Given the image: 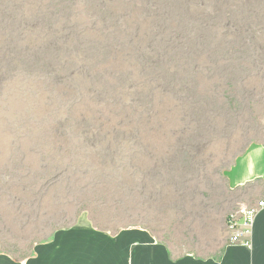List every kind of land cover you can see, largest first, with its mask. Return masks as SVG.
<instances>
[{
    "label": "rangeland",
    "instance_id": "374dc122",
    "mask_svg": "<svg viewBox=\"0 0 264 264\" xmlns=\"http://www.w3.org/2000/svg\"><path fill=\"white\" fill-rule=\"evenodd\" d=\"M252 143L264 144V0H0L6 254L87 220L219 258L228 214L264 199L226 177Z\"/></svg>",
    "mask_w": 264,
    "mask_h": 264
},
{
    "label": "crops",
    "instance_id": "0c3cea01",
    "mask_svg": "<svg viewBox=\"0 0 264 264\" xmlns=\"http://www.w3.org/2000/svg\"><path fill=\"white\" fill-rule=\"evenodd\" d=\"M253 184H261L264 189V159L230 188L244 189ZM0 264H264V207L255 216L252 245L235 244L229 239L219 258L172 256L169 247L147 234L1 261Z\"/></svg>",
    "mask_w": 264,
    "mask_h": 264
},
{
    "label": "bare ground",
    "instance_id": "6f19581e",
    "mask_svg": "<svg viewBox=\"0 0 264 264\" xmlns=\"http://www.w3.org/2000/svg\"><path fill=\"white\" fill-rule=\"evenodd\" d=\"M171 10H172V8H171ZM170 13H173V12H170ZM159 16L162 17V15H159ZM171 16H173V15H171ZM163 23H164V21H163ZM188 25H190V24H188ZM184 26H187V24H184ZM180 28H182V27H180ZM187 29H189V27ZM177 31H179V30H177ZM187 34H189V33H187ZM194 37H196V36H194ZM191 38H192V35H191ZM193 40H194V38H193ZM190 44H192V43H190ZM194 44H192V46H194ZM197 46H198V44H197ZM198 51H200V50H198ZM263 159H264V144L263 143H252V144L248 145L242 151V153L237 156L234 163L231 165V167H229V169L226 172V177H227L229 186L231 187L234 183H236L240 178H242L247 172H249L253 167H255ZM147 234H150L147 230L142 229V228H133V227L132 228H125L121 231L112 233V232H109L107 230H102V229L95 227L93 224H91L87 220H81V221L75 223L74 225L70 226L69 228L66 227L65 229L57 230L55 232V235L53 234L52 240H50L48 242L46 241L44 243L37 244L35 246L33 254H31L30 256L44 254V253H50V252H55V251H61V250H66V249H72V248H77V247H82V246H88V245H93V244H99V243H104V242H109V241H115V240H120V239H126V238H131V237H137V236H142V235H147ZM12 259H17V258H15L9 254H6V252H3L0 249V262L6 261V260H12Z\"/></svg>",
    "mask_w": 264,
    "mask_h": 264
},
{
    "label": "built area",
    "instance_id": "2783aa9c",
    "mask_svg": "<svg viewBox=\"0 0 264 264\" xmlns=\"http://www.w3.org/2000/svg\"><path fill=\"white\" fill-rule=\"evenodd\" d=\"M263 207L264 200H261L255 206L241 205L236 211L228 214L226 227L232 243L250 244L255 216Z\"/></svg>",
    "mask_w": 264,
    "mask_h": 264
}]
</instances>
